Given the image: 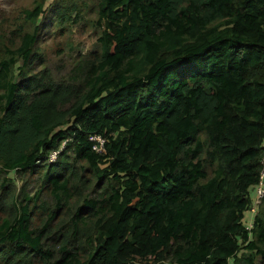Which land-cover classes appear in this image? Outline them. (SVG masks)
I'll return each instance as SVG.
<instances>
[{
  "label": "trees",
  "instance_id": "16d2710c",
  "mask_svg": "<svg viewBox=\"0 0 264 264\" xmlns=\"http://www.w3.org/2000/svg\"><path fill=\"white\" fill-rule=\"evenodd\" d=\"M47 1L0 47V264H264V0ZM85 8L96 49L33 72Z\"/></svg>",
  "mask_w": 264,
  "mask_h": 264
},
{
  "label": "rangeland",
  "instance_id": "374dc122",
  "mask_svg": "<svg viewBox=\"0 0 264 264\" xmlns=\"http://www.w3.org/2000/svg\"><path fill=\"white\" fill-rule=\"evenodd\" d=\"M40 0H0V37L1 45H9L13 38L16 42V29L24 22V10H31L35 2ZM51 0H48L49 2ZM68 1V0H67ZM81 4V0H69ZM55 11L47 13L41 22L38 35V51L41 61L36 62L33 72L48 71L54 78L68 77L74 68V62L90 56L91 50L96 49L99 31L94 27L95 14L93 9L85 8L78 18L75 14L70 20L58 22ZM13 31V36H11ZM20 186V182L17 183ZM31 188L30 190H33ZM247 212L244 213L243 223H247Z\"/></svg>",
  "mask_w": 264,
  "mask_h": 264
},
{
  "label": "built area",
  "instance_id": "2783aa9c",
  "mask_svg": "<svg viewBox=\"0 0 264 264\" xmlns=\"http://www.w3.org/2000/svg\"><path fill=\"white\" fill-rule=\"evenodd\" d=\"M94 138H91L93 140ZM99 141V139H97ZM95 150H97V147H94ZM55 158V154H52L50 156V161H52ZM259 183L256 188V204H259V200L264 196V159L262 160V167L259 173Z\"/></svg>",
  "mask_w": 264,
  "mask_h": 264
},
{
  "label": "crops",
  "instance_id": "0c3cea01",
  "mask_svg": "<svg viewBox=\"0 0 264 264\" xmlns=\"http://www.w3.org/2000/svg\"><path fill=\"white\" fill-rule=\"evenodd\" d=\"M263 146H264V142H263ZM247 224H246V226H247V229L249 230L250 228H251V224H252V222H253V216H252V214H250L249 213V215L247 216Z\"/></svg>",
  "mask_w": 264,
  "mask_h": 264
}]
</instances>
